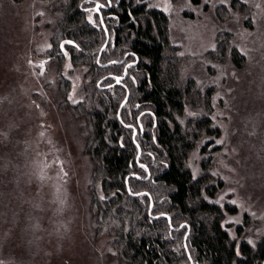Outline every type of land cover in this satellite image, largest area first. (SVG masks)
I'll list each match as a JSON object with an SVG mask.
<instances>
[{"label":"rangeland","instance_id":"obj_1","mask_svg":"<svg viewBox=\"0 0 264 264\" xmlns=\"http://www.w3.org/2000/svg\"><path fill=\"white\" fill-rule=\"evenodd\" d=\"M53 1L0 0V264H113L88 212L87 127L60 110L54 92L56 82L69 83L75 106L84 71L70 74L66 58L58 64L66 55H56L65 50ZM150 3L167 14L186 78L215 94L210 115L221 133L208 138L210 170L223 183L220 196L236 201V216L226 219L243 222L254 244L264 236V0ZM224 39L243 66L212 56ZM200 159L191 157L195 174Z\"/></svg>","mask_w":264,"mask_h":264},{"label":"trees","instance_id":"obj_2","mask_svg":"<svg viewBox=\"0 0 264 264\" xmlns=\"http://www.w3.org/2000/svg\"><path fill=\"white\" fill-rule=\"evenodd\" d=\"M147 2L120 0L111 7L116 17L104 24L114 43L100 56L105 33L98 15L89 18L93 3L52 2L54 28L65 50L56 55L67 53L58 64L66 58L70 74L84 71L82 101L75 106L68 100L69 83L56 82L54 92L60 110L71 111L87 127L83 152L93 166L88 212L94 237L105 236L113 264H264V236L249 243L243 222H228L237 208L227 197L220 199L223 183L210 170L211 141L205 140L221 133L210 115L215 94L186 78L167 14ZM224 40L212 56L243 66L239 51ZM134 55L138 63L128 65L124 88L114 77ZM126 89L129 96L118 115ZM203 100L206 114L197 115ZM130 125L137 128L135 137ZM195 153L202 157L197 174L190 167Z\"/></svg>","mask_w":264,"mask_h":264},{"label":"flooded vegetation","instance_id":"obj_3","mask_svg":"<svg viewBox=\"0 0 264 264\" xmlns=\"http://www.w3.org/2000/svg\"><path fill=\"white\" fill-rule=\"evenodd\" d=\"M90 3H93L95 6H97V5H102V7H100L99 9H98V11H95L94 9H95V7H94V13H97V15H98V17H99V20H100V23H101V21L103 22V24H104V22L106 21V20H108V18L109 17H116L112 12H110V10H111V7L113 6V5H115V4H119V2H120V0H117L116 2H114V4L112 3V0H96V1H92V0H88ZM150 2H156V0H148V2H147V5H148V7L149 8H157V9H160V8H158L157 6H155V5H152ZM162 10V9H161ZM105 20V21H104ZM101 26H102V24H101ZM102 28L104 29V33H105V30L107 31V33H108V36H109V40H108V43H107V45L110 43V42H112V43H114L113 42V38H112V40H111V38H110V34L111 33H109V31L107 30V27L105 26V24H104V27L102 26ZM105 38H106V34H105ZM179 54V53H178ZM134 59H135V61L133 62L132 60H129V61H127L126 63H125V65L128 67V65H131V66H133L134 64L136 65L137 63H138V57L136 56V55H134ZM124 60H125V58H124ZM123 62V60L120 62V63H122ZM125 65H124V67H125ZM123 75V74H122ZM126 75H127V72H126ZM126 75H125V77H126ZM110 77V76H109ZM105 78V77H104ZM103 79H101V81H102ZM124 80H125V78L120 82V83H116L115 82V78H114V83H116V84H120L122 87H124L125 88V86H124ZM110 85H112V84H109V85H104V87H107V86H110ZM127 90V89H126ZM127 92V91H126ZM205 93V92H204ZM119 110V109H118ZM119 112H120V110H119ZM119 112H118V115H119ZM202 114H206L205 113V109L204 110H200V112L199 113H197V115H202ZM119 117V116H118ZM212 119V118H211ZM138 127L140 128V133H142L143 132V127L141 126V124H140V120H139V118H138ZM215 124V123H214ZM216 125V124H215ZM131 127H133L132 125H130ZM142 128V129H141ZM133 130H135V133H134V131H133V134L135 135L136 134V132H137V128H135V127H133ZM135 137V136H134ZM210 140H208V138L205 140V143H207V142H209ZM209 146H210V144H209ZM208 150H210V148L208 147ZM202 158V157H201Z\"/></svg>","mask_w":264,"mask_h":264},{"label":"water","instance_id":"obj_4","mask_svg":"<svg viewBox=\"0 0 264 264\" xmlns=\"http://www.w3.org/2000/svg\"><path fill=\"white\" fill-rule=\"evenodd\" d=\"M94 10H95V11H98V10H97V6H95V9H94ZM101 24H102V26L104 27L103 22H101ZM105 34H106V38H105V41H104L103 45L101 46V48H100V50H99L98 56H100V54H101L103 48L107 45L108 40H109V36H108V33H107L106 30H105ZM111 63H112V64H116L117 62H116V61H111ZM126 72H127V66L125 65V67H124V71H123V75L116 76V77H115V82L118 83L117 80L119 79V83H120V82L125 78ZM126 91H127V92H126V95H125V97L123 98V100H122L121 103H120L119 110L123 107V105L125 104L126 100L128 99L129 91H128V90H126ZM119 110H118V112H119ZM134 133H135V130H134ZM133 136H134V134H133ZM137 148H138V153H137L136 158H138L139 155H140V147L137 146ZM126 188H127V190L129 191L128 183H127V178H126ZM130 194H131V195H136V194H133V193H130ZM151 206H152V202H150V207H151ZM161 215L164 216V217H167L166 214H161ZM153 217L156 218L157 215H154ZM188 232H189V229L187 230V232H186V234H185V237H186V235L188 234Z\"/></svg>","mask_w":264,"mask_h":264},{"label":"snow or ice","instance_id":"obj_5","mask_svg":"<svg viewBox=\"0 0 264 264\" xmlns=\"http://www.w3.org/2000/svg\"><path fill=\"white\" fill-rule=\"evenodd\" d=\"M100 7H102V5H97V10H98ZM101 22H102V21H101ZM68 43H71V42H68ZM65 55H67V53H65ZM40 67L42 68V67H43V64H41ZM117 82L119 83V79L117 80ZM216 143H217V144H220V143H223V141L217 140ZM220 199L223 200V197H221ZM217 203H219V201H217ZM230 203H232V204H236V201L233 200V201H230ZM228 222H231V221H228ZM249 243H251V242H249Z\"/></svg>","mask_w":264,"mask_h":264}]
</instances>
